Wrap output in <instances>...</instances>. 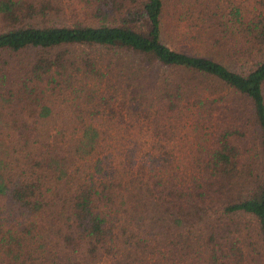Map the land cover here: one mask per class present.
I'll list each match as a JSON object with an SVG mask.
<instances>
[{
  "label": "trees",
  "instance_id": "obj_1",
  "mask_svg": "<svg viewBox=\"0 0 264 264\" xmlns=\"http://www.w3.org/2000/svg\"><path fill=\"white\" fill-rule=\"evenodd\" d=\"M257 253L264 0H0V264Z\"/></svg>",
  "mask_w": 264,
  "mask_h": 264
},
{
  "label": "rangeland",
  "instance_id": "obj_2",
  "mask_svg": "<svg viewBox=\"0 0 264 264\" xmlns=\"http://www.w3.org/2000/svg\"><path fill=\"white\" fill-rule=\"evenodd\" d=\"M225 1V0H221ZM240 1V2H239ZM237 3H242L243 10L245 12H251L253 10L254 0H236ZM178 38V37H177ZM176 37L172 39L169 35L165 37L166 41L171 45L175 46L181 50H187V51H194V48L197 46V43L195 41H188L186 39H177ZM179 140V148L175 149V152L182 153L183 151L189 152V142L185 140V136L180 138ZM191 151H194V148L191 149ZM246 232H230V235H232L240 245V247L248 254L250 250L256 249L261 247V240L259 237V234L257 233V229L254 226L253 221H249L246 218ZM158 234L157 232H155ZM259 258V259H258ZM256 260L257 262L264 263L263 257L257 253L256 254Z\"/></svg>",
  "mask_w": 264,
  "mask_h": 264
}]
</instances>
